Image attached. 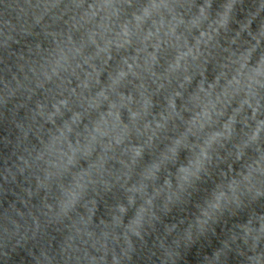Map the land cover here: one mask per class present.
<instances>
[{"label":"clouds","instance_id":"obj_1","mask_svg":"<svg viewBox=\"0 0 264 264\" xmlns=\"http://www.w3.org/2000/svg\"><path fill=\"white\" fill-rule=\"evenodd\" d=\"M0 264H264V0H0Z\"/></svg>","mask_w":264,"mask_h":264}]
</instances>
